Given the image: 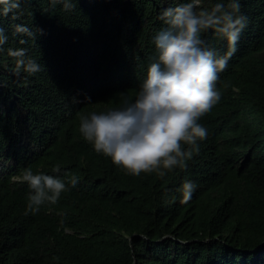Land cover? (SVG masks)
<instances>
[{"label": "trees", "instance_id": "16d2710c", "mask_svg": "<svg viewBox=\"0 0 264 264\" xmlns=\"http://www.w3.org/2000/svg\"><path fill=\"white\" fill-rule=\"evenodd\" d=\"M175 2L73 0L66 11L29 0L19 19L0 15V264H264V0H241L247 27L186 170L126 175L78 131L81 115L134 96ZM17 24L36 38L14 35ZM205 39L228 50L213 32ZM9 48H26L42 71L14 75ZM26 168L79 182L26 216ZM186 179L197 187L181 203Z\"/></svg>", "mask_w": 264, "mask_h": 264}, {"label": "clouds", "instance_id": "9594fccd", "mask_svg": "<svg viewBox=\"0 0 264 264\" xmlns=\"http://www.w3.org/2000/svg\"><path fill=\"white\" fill-rule=\"evenodd\" d=\"M27 2L0 0V15L19 19L21 5ZM51 3H62L66 11L73 7V0ZM240 9L241 0H178L175 6L165 8L159 17L165 27L154 36L156 58L134 96L124 95L118 107L79 117L78 131L95 153L110 158L126 175L136 177L155 174L164 178L177 169L186 170L188 162L199 154V142L207 139L208 129L201 121L222 98L217 88L220 73L227 69L247 27V17ZM208 32L227 42L228 50L223 55L209 46L205 39ZM13 34L31 39L37 35L23 24L15 25ZM7 41L0 27V53ZM8 55L15 61L16 76L42 71L26 48H9ZM51 171L60 173V165H54ZM17 181L31 190L24 212L27 216L38 213L46 204L58 203L62 193L76 187L79 177L65 181L58 175L26 168ZM196 187L190 179L182 183L181 203L191 200Z\"/></svg>", "mask_w": 264, "mask_h": 264}]
</instances>
